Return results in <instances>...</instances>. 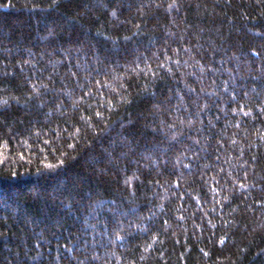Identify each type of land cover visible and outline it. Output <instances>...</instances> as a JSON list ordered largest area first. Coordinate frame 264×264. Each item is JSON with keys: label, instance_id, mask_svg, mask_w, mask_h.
<instances>
[{"label": "trees", "instance_id": "obj_1", "mask_svg": "<svg viewBox=\"0 0 264 264\" xmlns=\"http://www.w3.org/2000/svg\"><path fill=\"white\" fill-rule=\"evenodd\" d=\"M0 264H264V0H0Z\"/></svg>", "mask_w": 264, "mask_h": 264}]
</instances>
